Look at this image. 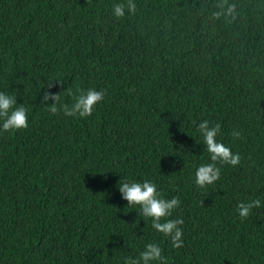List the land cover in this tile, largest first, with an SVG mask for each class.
<instances>
[{
	"label": "trees",
	"instance_id": "16d2710c",
	"mask_svg": "<svg viewBox=\"0 0 264 264\" xmlns=\"http://www.w3.org/2000/svg\"><path fill=\"white\" fill-rule=\"evenodd\" d=\"M117 2L0 0V92L28 115L0 131V264H124L148 243L167 264H264V0H230L231 22L212 20L217 0H134L120 19ZM89 88L105 96L88 117L41 102ZM202 120L241 156L204 189ZM120 179L179 199L165 219H183L182 247L127 205Z\"/></svg>",
	"mask_w": 264,
	"mask_h": 264
},
{
	"label": "clouds",
	"instance_id": "9594fccd",
	"mask_svg": "<svg viewBox=\"0 0 264 264\" xmlns=\"http://www.w3.org/2000/svg\"><path fill=\"white\" fill-rule=\"evenodd\" d=\"M217 10L211 12L214 21L224 18L231 22L237 17V6L230 0H217L215 5ZM137 12V4L134 0H123L112 5V15L117 18H124ZM57 83L63 81L55 80ZM53 86L52 81L47 84L48 88ZM67 94L72 96V104L61 103V96L58 93L44 91L41 102L51 99L53 103L46 104L50 114H57L62 111L66 116L88 117L92 114L93 108L104 99L105 92L89 88L87 90L77 89V94H73L71 89H67ZM18 103L15 96L6 95L0 92V131L11 132L28 127L27 109ZM15 106V107H14ZM195 124L196 122L193 121ZM198 131L203 137L205 149L209 155V163L202 164L195 170L194 183L197 188L204 189L214 184L220 179L221 168L218 165L237 166L241 162L239 153H233L230 147L217 141L221 125L216 123L210 125L208 120H202L197 125ZM232 138L243 139L239 130H233ZM122 199L127 201L129 206H139L138 215L142 218H150L152 227L163 236L169 238L173 248L183 246V219H165L171 216L174 209L179 207L180 201L177 197L171 199L162 198L154 183L145 180L141 182H131L126 179L119 180L118 186ZM261 206L259 199L250 202H241L237 205V212L241 219H246L252 209ZM159 261L160 264H167L166 258L162 255L161 247L156 243H148L137 258H125L124 264H151Z\"/></svg>",
	"mask_w": 264,
	"mask_h": 264
}]
</instances>
